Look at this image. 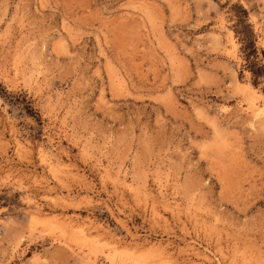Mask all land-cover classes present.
Masks as SVG:
<instances>
[{
  "label": "rangeland",
  "instance_id": "1",
  "mask_svg": "<svg viewBox=\"0 0 264 264\" xmlns=\"http://www.w3.org/2000/svg\"><path fill=\"white\" fill-rule=\"evenodd\" d=\"M235 5L264 55V0H0V264H264Z\"/></svg>",
  "mask_w": 264,
  "mask_h": 264
},
{
  "label": "trees",
  "instance_id": "2",
  "mask_svg": "<svg viewBox=\"0 0 264 264\" xmlns=\"http://www.w3.org/2000/svg\"><path fill=\"white\" fill-rule=\"evenodd\" d=\"M238 8L233 31L240 42V52L245 61L244 67L250 73V82L260 88L264 94V55L258 52L252 25L248 22L247 11L240 5Z\"/></svg>",
  "mask_w": 264,
  "mask_h": 264
},
{
  "label": "bare ground",
  "instance_id": "3",
  "mask_svg": "<svg viewBox=\"0 0 264 264\" xmlns=\"http://www.w3.org/2000/svg\"><path fill=\"white\" fill-rule=\"evenodd\" d=\"M251 104H253V103L251 102ZM112 242H113V241H112ZM147 246H148V245H147ZM147 246H146V247H147ZM154 246H155V245H154ZM144 247H145V246H144ZM146 247H145V248H146ZM150 247H151V246H150ZM148 248H149V246H148ZM152 248H153V245H152ZM150 249H151V248H150ZM133 250H134V249H133ZM140 250H141V248H140ZM142 250H144V249L142 248ZM142 250H141V252H142ZM145 250H147V249H145ZM137 251H138V250H137ZM158 251H159V249H158ZM162 251H163V250H162ZM147 252H148V251H147ZM163 254H164V253H163ZM127 258H128V260L130 261L129 263H131V264H152V263H150V261H147V259H142V258H139V257H134L133 255H129ZM152 258H156V257H154V256L151 257V260H153ZM162 258H163V257H162ZM162 258H161V259H162ZM164 258H165V256H164ZM164 258H163V259H164ZM167 259H168V258H167ZM165 261H167V260L165 259ZM169 261H170V260H169ZM155 262H156L157 264H162V263L164 264V262L161 263V261H158V260H157V261L155 260ZM171 264H174L173 261L171 262Z\"/></svg>",
  "mask_w": 264,
  "mask_h": 264
}]
</instances>
